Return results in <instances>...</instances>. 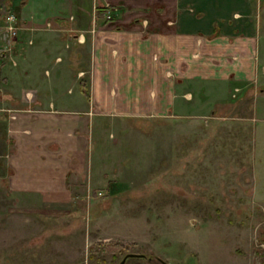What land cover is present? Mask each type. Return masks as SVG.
Instances as JSON below:
<instances>
[{"label": "rangeland", "instance_id": "374dc122", "mask_svg": "<svg viewBox=\"0 0 264 264\" xmlns=\"http://www.w3.org/2000/svg\"><path fill=\"white\" fill-rule=\"evenodd\" d=\"M248 1L250 77L195 82L190 117L103 118L106 160L68 206L9 192L0 157V264H264V0ZM14 4L0 0V22ZM3 66L7 108L17 96ZM3 138L0 126V155Z\"/></svg>", "mask_w": 264, "mask_h": 264}, {"label": "crops", "instance_id": "0c3cea01", "mask_svg": "<svg viewBox=\"0 0 264 264\" xmlns=\"http://www.w3.org/2000/svg\"><path fill=\"white\" fill-rule=\"evenodd\" d=\"M14 3L16 35L0 65L13 76L5 94L17 98L0 107V157L8 191L46 207L68 206L78 179L100 172L103 118L190 117L195 82L249 78L255 69L248 0ZM106 5L108 21L96 12ZM73 90L67 102L48 97Z\"/></svg>", "mask_w": 264, "mask_h": 264}, {"label": "built area", "instance_id": "2783aa9c", "mask_svg": "<svg viewBox=\"0 0 264 264\" xmlns=\"http://www.w3.org/2000/svg\"><path fill=\"white\" fill-rule=\"evenodd\" d=\"M107 8L106 12L103 14L105 20H110V9L109 6H105ZM48 26V23L46 24ZM16 35V27L14 25V16L9 13L4 15L0 22V53L9 50L8 45L11 40L14 39Z\"/></svg>", "mask_w": 264, "mask_h": 264}, {"label": "water", "instance_id": "95a60500", "mask_svg": "<svg viewBox=\"0 0 264 264\" xmlns=\"http://www.w3.org/2000/svg\"><path fill=\"white\" fill-rule=\"evenodd\" d=\"M140 257L141 255H137V254H126L125 256H123V258L118 262V264H123V262H124V260H125V258H127V257Z\"/></svg>", "mask_w": 264, "mask_h": 264}, {"label": "trees", "instance_id": "16d2710c", "mask_svg": "<svg viewBox=\"0 0 264 264\" xmlns=\"http://www.w3.org/2000/svg\"><path fill=\"white\" fill-rule=\"evenodd\" d=\"M107 8L98 7L96 12L98 13L99 16H102L106 12ZM127 259V258H126Z\"/></svg>", "mask_w": 264, "mask_h": 264}]
</instances>
